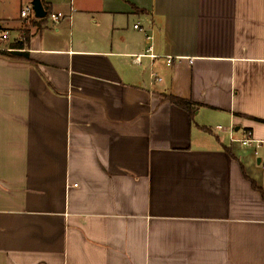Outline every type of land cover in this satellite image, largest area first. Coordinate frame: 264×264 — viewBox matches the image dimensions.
<instances>
[{
	"label": "crops",
	"instance_id": "0c3cea01",
	"mask_svg": "<svg viewBox=\"0 0 264 264\" xmlns=\"http://www.w3.org/2000/svg\"><path fill=\"white\" fill-rule=\"evenodd\" d=\"M31 2L0 0V264H264V0Z\"/></svg>",
	"mask_w": 264,
	"mask_h": 264
},
{
	"label": "built area",
	"instance_id": "2783aa9c",
	"mask_svg": "<svg viewBox=\"0 0 264 264\" xmlns=\"http://www.w3.org/2000/svg\"><path fill=\"white\" fill-rule=\"evenodd\" d=\"M22 17L25 18L28 22H31L33 19H36V14L34 11V8L32 6L31 3H29L28 5H26L23 9H22ZM62 18V14H59L58 16L55 17V20L57 22H59ZM137 28H139L138 25H136ZM11 37V32L9 30H0V50H2L1 48V44L4 42L9 41ZM140 57H137V60L140 61ZM172 59H169V64L172 65ZM161 80V79H160ZM219 129H223L222 126L218 127ZM234 131L231 134V139L233 142H239L241 145L245 146V147H251L253 146L255 143L257 144H262V141H259L257 139H255L254 137V132L251 129H245L243 131V137L241 138H236L233 135Z\"/></svg>",
	"mask_w": 264,
	"mask_h": 264
},
{
	"label": "trees",
	"instance_id": "16d2710c",
	"mask_svg": "<svg viewBox=\"0 0 264 264\" xmlns=\"http://www.w3.org/2000/svg\"><path fill=\"white\" fill-rule=\"evenodd\" d=\"M43 2H44V5H45L46 9L49 11V7L45 3V0H43ZM46 19H47V17L44 18V19H41L40 21L43 22ZM33 24H35V22H33ZM25 34H26L25 35L26 38H24V41H19L18 43H16L14 45L13 48L16 49L15 51H12L11 53H2V52H0V54L8 55V56H10V57H12L14 59H17V60H20V61H23V62H31L30 54L27 51H24V50H26L25 46L27 45L28 40L30 39L29 30H25ZM169 98L174 104H176L178 106L184 107V108L189 109V110H191V108H192L193 104H192L191 101L183 100V99H180V98H177V97H174V96H170ZM253 185H254V187L256 189H258L256 183L253 182ZM258 190H260V189H258ZM262 194L264 196V193H262Z\"/></svg>",
	"mask_w": 264,
	"mask_h": 264
},
{
	"label": "water",
	"instance_id": "95a60500",
	"mask_svg": "<svg viewBox=\"0 0 264 264\" xmlns=\"http://www.w3.org/2000/svg\"><path fill=\"white\" fill-rule=\"evenodd\" d=\"M31 4L37 18L44 19L49 15V11L46 9L43 0H32Z\"/></svg>",
	"mask_w": 264,
	"mask_h": 264
},
{
	"label": "rangeland",
	"instance_id": "374dc122",
	"mask_svg": "<svg viewBox=\"0 0 264 264\" xmlns=\"http://www.w3.org/2000/svg\"><path fill=\"white\" fill-rule=\"evenodd\" d=\"M26 27H27V25H23V31H25L26 30ZM11 35H13V33H11ZM10 41L9 42H3L2 44H1V48H2V50H0V52H2V53H11L12 51L10 50ZM261 152L263 153V155H264V147H263V149L261 150Z\"/></svg>",
	"mask_w": 264,
	"mask_h": 264
}]
</instances>
